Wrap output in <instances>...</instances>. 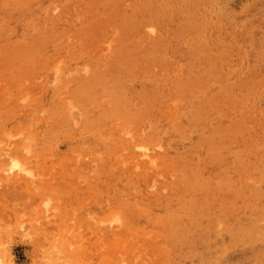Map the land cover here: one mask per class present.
<instances>
[{"label": "rangeland", "instance_id": "1", "mask_svg": "<svg viewBox=\"0 0 264 264\" xmlns=\"http://www.w3.org/2000/svg\"><path fill=\"white\" fill-rule=\"evenodd\" d=\"M102 4V7L94 9L95 14L93 16L87 18V22L97 19L94 24L92 38H88L91 40L81 42L82 44L79 42L80 45L78 41H72L73 43H71V40H69L71 44H74V46L72 45V49H74L68 51L71 54L67 51L64 52L62 49V47L65 49L63 43L66 42L69 45L68 41L59 44L48 41L49 44L42 47V50H35L30 53L31 55L20 58L22 61L11 63H6V60L0 61V146L4 144H1L3 141L5 142L4 145L11 143L9 141L10 138L14 139L13 145L11 144L12 147L15 144H23L22 141H24L23 145L27 146L25 143L29 142L27 136V141L26 139L17 140V137L21 138L22 134L25 135L30 130L29 132L31 133L27 135L32 138L33 141H30L34 143L29 142L31 145L28 144V146L30 145L31 148L36 144L35 147L38 148L37 150H35L36 148L33 149V147L30 149L31 151L33 149L32 153L35 155L32 158L28 156L32 155L29 154L31 152L29 147L22 146L23 150L20 149L21 152L23 151L22 154H24V150L28 153L27 156L22 155V159L25 156V159L30 157L29 160L26 159L27 161L24 159V163H29L25 166L26 168L31 166L32 170L30 168L28 170L32 172L24 173L29 178L33 177V182L29 181L28 178L23 179L22 175L24 173L21 172H19L21 176L17 174L20 177L19 182L16 170L13 172L9 170L15 174V177L9 171L7 173L8 168L6 169L4 166L9 164L8 160L4 166H1L4 157L0 160L1 264H61V262L63 263L61 261L63 260L61 253L69 250L70 253L73 252L74 254L71 255L66 252V258L63 253L64 264H67V259H70L68 261L70 264L73 262V264H101L105 255L107 256V251L109 252L111 249L112 253V248L116 244L118 247H114L113 256L109 254L111 258L118 260L116 256H120L125 249L127 255L129 251V254L135 257L136 255L133 254L135 250L130 252L129 248L135 247L134 245L136 244L141 248L145 242L141 249L136 246L138 250L135 251L139 252L140 256H142L141 259L144 260H139V255L135 257L136 262L129 255L126 258H133L135 263L139 261L140 264H175L170 259L171 253H174L176 256L180 254L182 259L185 257L184 261H177L176 264H194L192 261L194 252H187L189 245H186L187 241L182 240L180 236L189 234L191 232H185L192 230L193 236L196 235V237L204 239L212 238L214 240L217 237L215 228L224 226L221 218L218 217L220 215L219 208H241L239 211H245L248 205L246 196L250 191L249 183H254V181L250 178L240 184L242 167H238L233 162L232 180L235 186H239L243 190L240 193H236L228 184L225 188L218 186L219 179H213V177L221 176L222 172L215 168H210L208 176L206 175L209 182L213 183L212 185L193 184L192 186L189 183V180L194 175L187 168L188 166L180 164L178 158L181 160L187 158L188 160L195 159L193 152L197 149V141L201 138L202 133L201 131L190 130L191 125L186 124L188 119L195 118L200 126V118L189 117L186 114V110L182 116L180 111L189 110L193 103L195 107L202 110L203 108L200 107L203 101H206V98L209 100L214 98L218 93L226 98H229V95L232 98L236 96L238 99L239 95L243 94L249 86L264 84V0H107ZM116 13L118 14L115 17L119 16L120 20L114 23L112 18ZM107 14L109 20L107 19ZM132 20L138 22L136 31H134L131 24ZM12 22L15 23V21ZM12 22L9 20L7 26H14L15 24ZM22 31L23 28L18 26V33H15L17 36L13 32L9 33L8 30L5 33L2 30L0 34L5 37L6 43H11L21 35ZM8 36L10 37L8 38ZM110 40L113 42L110 43ZM109 43L110 45L113 44L111 45L113 47L111 52L109 49L112 47H110ZM77 47L80 50L78 49L77 51ZM106 50H109V52ZM105 51L106 54H104ZM77 53L79 54L78 56L75 55ZM62 64H65L63 66L65 67L63 68V74L61 73ZM60 76L61 78L59 79ZM82 78H84V82L81 81ZM88 79H90L89 82L87 81ZM93 79L94 81L96 80L95 83L92 82ZM54 82L56 83L55 85L51 84ZM87 84L88 88L86 87ZM56 85L60 86H57L56 89L54 88ZM69 86L72 87L68 89L67 87ZM246 86L247 88H245ZM54 90L56 92H53ZM206 94L211 98L206 97ZM236 98L234 99L236 100ZM74 100L79 103H75ZM262 102L264 104V99ZM60 110H63V112ZM56 111H59L58 117L57 113H55ZM218 112L220 113L216 115L228 121V125L236 119L240 122V126L243 124L244 128L247 129L250 126L248 120L238 112H235L237 115L234 113L232 116H225L224 114H227V111L225 110L224 112L223 107H220ZM178 117L184 118V124H181L184 127V132L180 130L181 128H178L179 123L175 124L179 120ZM78 118H80V121ZM243 118L244 120H241ZM247 124L249 125L247 126ZM69 130L76 132L69 135L67 133ZM8 131L10 133L13 132L15 136L13 134L10 137L6 135ZM43 132L47 135H44L43 138L41 134L38 141L39 137L37 138L35 135L37 136ZM240 134L241 132L236 130L235 134L227 137L228 141L224 151L230 159L232 158V153L236 157L235 144L236 139L238 137L240 139ZM141 136H143V139ZM8 137L9 140H7ZM35 138H37L36 142ZM42 138L44 141L47 140V143ZM2 139L3 141L1 142ZM139 141L143 144L145 142L144 146L147 144L148 148L141 150L148 151V154L150 153L152 156L142 155L141 157L143 158L139 156L136 158L137 153L141 151L138 145L135 148L133 143ZM132 146L139 151L137 152ZM43 148L48 150L50 155H42L45 151ZM39 150L43 152L40 153ZM51 150L56 154L50 152ZM161 151H163V154H161ZM0 155L2 154L0 153ZM49 156L53 158L46 159ZM148 156L154 158L150 159L151 157L149 158ZM121 157L123 162L126 161L128 163H123ZM5 159L6 157L3 159L4 162ZM30 159L34 163L32 162L31 164ZM35 159L37 161L36 164H38L36 165L37 167H35ZM135 159L136 161L139 159V163L134 165ZM164 159L165 161H162ZM61 160L65 163L61 162ZM82 161L86 162L87 166L84 167V162ZM171 161L173 162L171 163ZM57 162L58 164L63 163L61 167H59ZM66 164H69V166ZM91 164L94 166L96 164L95 170ZM49 165L50 167L57 165V167H52V170L50 169V171H53L51 174L47 173L49 172ZM39 166L40 170L43 167L41 171L38 169ZM4 168L6 172L3 171L5 170ZM53 169L57 172H54ZM3 172L10 174L9 177L12 176L9 178ZM256 178L259 179L260 177L256 176ZM26 180L28 183L31 182V185L28 184V186L33 185L35 188L31 187V190L27 186ZM210 186L216 192L214 198L208 197V187ZM243 187L244 189H242ZM139 189L141 190L140 192ZM108 190L120 200L128 196L129 192L133 190L140 194L146 192L155 195L157 199L155 205L159 211L156 214L155 223L157 224H153L155 227L149 226L142 217L132 216L130 210H128L129 214L123 211H115L113 198L104 199V201L107 200L105 201L107 202L106 206H99L100 204L103 205L102 203L95 204L100 209L106 207L108 210L105 211L103 209V213L98 218L97 211L91 207L93 211L90 208L88 209V203H91V200L95 203L96 192L102 195L106 194ZM188 190H192L194 197L196 196L204 201L208 198L213 200H207L208 208L205 211L195 214H208L209 219L206 215H204L205 217L188 218L187 214L179 211L188 201V195L186 194ZM101 192L102 194H100ZM232 192L235 193L233 194ZM252 197L253 195H251ZM16 198L20 200L19 203L15 200ZM44 199L49 201L48 205L44 203ZM233 199L238 200L232 203ZM47 200L46 202H48ZM98 200H100V196ZM12 201H16V203ZM248 203V209L259 210L260 202L256 205L250 204L248 200ZM144 204L142 202L141 206H144ZM38 205L50 206L48 208L50 211L46 207L45 210L44 207ZM91 205L93 206L94 204L92 203ZM196 206H200L199 201L189 202V208H195ZM55 207L60 211L56 210ZM43 208L46 211L45 213ZM33 211L34 214L32 213ZM48 212L51 215H48ZM113 213L116 215H113ZM174 213H179L183 217L174 216ZM17 214L19 217L16 216ZM41 215L46 216L40 217ZM38 216L40 219L34 220L38 219ZM241 219L245 220V215ZM123 223L125 227L131 226L130 224L133 223L138 227V230L135 231L141 232H136V234L132 230L130 231L128 227L125 228L126 231L128 229V235L133 232L136 237V240L132 238L131 240L127 233H125L126 236L116 230L119 237L116 236L118 239L113 237L114 239H111L113 243L125 239V236L128 237L126 238V240H129L128 242L126 241L128 244L134 243L133 241L137 242L138 234L142 235V239L133 244L132 247H129L130 245L125 242V246L129 247L127 248L126 246L125 249L120 248L124 247V242H119L123 246L115 242V245L111 247L113 244L109 241L111 245L108 243L107 246L111 248L109 249L108 247V250L105 247L107 241L103 243L105 245L103 248L105 247L107 251L99 250L103 244L99 248L98 245L101 243H98L97 239L100 240V235L96 230L101 229V226H106L105 228H107V226L111 227L112 225L114 229H118V226L121 225L122 230H124ZM193 223L195 224L194 228L190 227ZM114 224L120 225L115 226ZM92 225H95V231ZM105 228H102L103 233L101 236H104ZM121 228L119 231H122ZM149 228H155L157 231L153 230L154 233H149L152 232L146 231ZM172 231L176 233V240H174L175 243L170 245L171 236L168 233L173 234ZM177 231H181L180 236L177 235ZM158 233L159 235L161 234L160 236L164 235L163 239L161 237V244L155 241L156 243H154L153 247L150 245L152 247L151 251L146 246H149V244L145 240L146 236L144 237L143 235L147 234V236L149 235L148 238H153L155 235L159 237ZM65 240L69 243H67L68 246H65ZM96 241L97 243H95ZM151 241L153 242L154 240L151 239ZM57 242L60 247L56 244ZM149 243L152 244L151 242ZM161 247L164 249L166 247L165 253ZM63 248L66 249L63 250ZM147 248L149 251L146 252ZM241 248H235L229 253L227 264H243L244 260L252 255L250 248L240 250ZM52 249L55 250L53 251ZM115 249L117 251L120 250V253L116 254ZM193 249L198 250V248ZM167 251L168 254L166 253ZM1 252H6V255ZM124 254H121L122 257L117 263L121 262V259H123L121 264L129 263V261L128 263L125 262L127 259ZM161 255L165 258L159 259V263L158 257ZM186 257L192 260L185 262ZM57 260L58 262H56Z\"/></svg>", "mask_w": 264, "mask_h": 264}, {"label": "bare ground", "instance_id": "2", "mask_svg": "<svg viewBox=\"0 0 264 264\" xmlns=\"http://www.w3.org/2000/svg\"><path fill=\"white\" fill-rule=\"evenodd\" d=\"M105 1H107V0H0V33L2 32V30H3V32L5 33L7 30L9 31V33L10 32H13L14 34L15 33H18V26H21L22 28H23V31H22V33H21V35H19L18 36V38L17 39H15L14 41H12L11 43H6V40H5V37H3L1 34H0V61H2V60H6V63H11V62H14V61H22V60H20V58L22 59V58H24V57H27V56H29V55H31L30 53L31 52H33V51H35V50H42V47H44V46H46L47 44H49V42L48 41H53V42H56V43H63V42H65V41H68V43H69V45L66 43H63L64 45V47H65V49L62 47V49L64 50V52H68V51H70L71 49H72V45L74 46V44H71V43H73L72 41H78V43L80 42H85V41H90L91 39H88L89 37H91L92 38V33H93V29H94V24L96 23V21H97V19H92L91 20V22H87V18L88 17H91V16H93L94 14H95V12H94V9L96 8V9H98V8H100V7H102L103 6V4L102 3H104ZM128 4V3H127ZM132 4V3H131ZM114 5V4H113ZM144 5V4H143ZM126 6V5H125ZM148 7V6H147ZM122 8V7H121ZM125 9H126V7H124ZM129 9V8H128ZM123 11V10H122ZM117 14L118 13H116L114 16H113V18H112V21L115 23V22H118L120 19V17L118 16V17H115V16H117ZM99 16H101V15H99ZM102 16H103V14H102ZM99 18V17H98ZM107 19L109 20V16H108V14H107ZM15 21V23L14 22H12L13 24H15L14 26H7L8 25V21ZM102 20V19H101ZM98 21H99V19H98ZM101 22V21H100ZM131 24H132V26H133V29H134V31H136L137 30V28H138V22L137 21H135V20H132L131 21ZM111 29V28H110ZM153 29V28H152ZM151 29V30H152ZM148 30V29H147ZM150 30V31H151ZM110 31V30H109ZM113 32H115V31H113ZM152 32V31H151ZM106 35H107V33H105ZM116 34V33H115ZM147 34V33H146ZM16 35V34H15ZM112 35V34H111ZM17 36V35H16ZM103 36V35H102ZM115 36V35H114ZM10 36H8V38H9ZM137 37V36H136ZM15 38V37H14ZM121 38V37H120ZM100 39H101V37H100ZM122 39V38H121ZM127 39H129V38H127ZM133 39V38H132ZM69 40H71V43L69 42ZM98 40V39H97ZM96 40V41H97ZM116 40V39H115ZM134 41V40H133ZM136 41V40H135ZM138 41V40H137ZM99 42V41H98ZM107 42H109V41H107ZM113 41H111L110 40V43H112ZM130 42V41H129ZM77 43V42H76ZM80 43H79V45H80ZM81 43V44H82ZM89 43V42H88ZM101 43V42H100ZM110 43H109V45H110ZM84 45V44H83ZM102 45H104V44H102ZM111 45H113V44H111ZM110 45V47H112ZM115 45V44H114ZM125 45H127L126 43H125ZM70 46V47H69ZM78 46V45H77ZM76 47V46H75ZM81 48V47H80ZM103 48H104V46H103ZM126 48V47H125ZM74 49V48H73ZM72 49V50H73ZM78 47H77V51H78ZM82 49V48H81ZM85 49V48H84ZM105 49V48H104ZM113 49V47L112 48H110L109 50H110V52H111V50ZM71 50V51H72ZM76 50V49H75ZM74 50V51H75ZM80 50V49H79ZM109 50H106L107 52H109ZM103 51V50H102ZM102 51H101V53H102ZM106 51H105V53L104 54H106ZM68 53H70L71 54V52H68ZM67 53V54H68ZM65 55V54H64ZM76 56H78L79 54L77 53V54H75ZM81 55V54H80ZM85 56V55H84ZM86 56L88 57V55L86 54ZM1 57H3V58H1ZM86 60V59H85ZM84 60V61H85ZM60 62V61H59ZM62 62V61H61ZM21 64V63H20ZM58 64V63H57ZM23 65V64H22ZM65 64H62V71H61V73L63 74V68H65V67H63ZM56 67V66H55ZM54 67V68H55ZM7 69V68H6ZM9 69V68H8ZM55 70V69H54ZM89 70V69H88ZM87 70V71H88ZM52 71H53V69H52ZM54 72V71H53ZM52 72V73H53ZM55 73H56V70H55ZM55 73H54V75H55ZM61 74V75H62ZM78 75H79V73H77ZM87 74H90V73H87ZM57 75V74H56ZM58 75H60V74H58ZM74 75V74H73ZM84 75V74H83ZM52 76V75H51ZM76 76V75H75ZM81 76H82V74H81ZM87 76V75H86ZM85 76V77H86ZM56 77H58V76H56ZM68 77V76H67ZM52 78H53V76H52ZM61 78V76L59 77V79ZM62 78H63V76H62ZM264 78V77H263ZM54 79L56 80V78H55V76H54ZM59 79H57L59 82H60V80ZM83 79L84 78H82L81 79V81H83ZM51 80V79H50ZM54 80V81H55ZM64 80H67V79H64ZM70 80V79H69ZM89 80L90 79H88L87 81L89 82ZM50 82V81H49ZM76 82V81H75ZM84 82V81H83ZM93 83H95L96 82V80L94 81V79H93V81H92ZM91 82V83H92ZM47 83H48V80H47ZM46 83V84H47ZM56 83H57V81H56ZM55 82L54 83H51V84H56ZM98 83V82H97ZM65 84V83H64ZM99 84V83H98ZM134 84V83H133ZM68 85V84H67ZM80 85H81V83H80ZM135 85V84H134ZM44 86V85H43ZM47 86V85H46ZM57 86H60V85H56L54 88H56L57 89ZM72 87V86H71ZM70 86L69 87H67L68 89H70L71 88ZM86 87L88 88L89 86H88V84L86 85ZM81 88V87H80ZM245 88H247V86L245 87ZM232 89H233V87H232ZM239 89V88H238ZM94 91V90H93ZM206 91V90H205ZM234 91V90H233ZM240 91H241V89H240ZM53 92H56L55 90L53 91ZM236 92V91H235ZM73 93V92H72ZM237 93V92H236ZM225 94V93H224ZM207 95V94H206ZM233 95V94H232ZM236 95V94H235ZM71 96V95H70ZM234 96V95H233ZM63 97H65V96H63ZM62 97V98H63ZM72 97V96H71ZM206 97H209L208 95L206 96ZM228 97L229 98H226L225 96H221V94L219 95V93L217 94V96H215L214 98H212V99H208V98H206V101H203V104H202V106L200 107V108H203L202 110L201 109H199V108H197V107H195V104L193 103V106H190V108H189V110H187V109H184V110H182V111H180V115H184L185 114V110L187 111L186 112V114L189 116V117H197V118H200V126L197 124V119H195V118H192V119H188L187 120V125H191V128H190V130H192V131H201V133H202V135H201V138L200 139H198V141H197V149L195 150V152H193V155L195 156V159H191V160H188V158L187 159H184V160H181V159H179L178 158V160H179V162H180V164L181 165H186V166H188L187 168L188 169H190L191 171H192V173H193V178H191L190 180H189V183L190 184H192V186H193V184H202L203 186L204 185H212L213 183H210L209 182V180L207 179L208 177V172H209V170H210V168H215V169H219V171L220 172H222V174H221V176L220 175H218V176H215V177H213V179H215V178H217V179H219L218 180V186H223L224 188H225V186H227V184L229 185V187H232L233 189H234V191L236 192V193H240V192H242L243 190H241L240 188H239V186H235L234 185V182H233V180H232V173H233V170H232V162L233 163H235L238 167H242V170H241V172H240V184H243L244 182H246L248 179H253V181H254V183H249V193H247L248 195L246 196V203L248 204L247 206H246V209H245V211H239L240 209H237V208H227V207H224V208H219L220 210V215L218 216V217H220L221 218V220H222V222L224 223H221V224H223L224 226L222 227V228H215L217 231H215V233H217V237H216V239H214V240H212V238H209V239H204V238H202V237H196V235L195 236H193V232H192V230H187L185 233H188V232H191V233H189V234H186V235H184V236H180L179 234L181 233V231H177V235L178 236H180L181 238H182V240H186L187 241V244L186 245H189V248H188V253H191V252H194L193 254H194V256H193V260L192 259H190V260H192L193 261V263L194 264H225L226 263V261L228 260V255H229V253L232 251V250H234L235 248H239V247H242L240 250H244L245 248H250L251 249V251H252V255L251 256H249V257H247L245 260H244V262H243V264H264V104H263V99H264V84H253L252 86H249V88H247L246 89V91H244V93L242 94H240L239 95V97H238V99L236 98V96L234 97V98H236V100L234 99V98H232L231 96H229L228 95ZM209 98H211V97H209ZM68 99V98H67ZM230 99V100H229ZM69 100V99H68ZM65 101V100H64ZM75 101V100H74ZM236 101V102H235ZM60 102V101H59ZM66 102V101H65ZM70 102V101H69ZM75 103H79L78 101H75ZM59 104V103H58ZM62 104V103H61ZM70 104H71V102H70ZM63 105V104H62ZM62 105H60V106H62ZM67 105V104H66ZM65 105V106H66ZM188 105V104H187ZM216 106H217V109L215 110V108H216ZM63 107V106H62ZM68 107V106H67ZM220 107H223L224 108V112H225V110L227 111V114L225 113L224 115L225 116H232L235 112H238L241 116H243L246 120H248V123L250 124V126L248 127V129L247 128H244V125L242 124L241 126H240V122H238L236 119H234L233 121H231L230 123H229V125H228V121H225V120H223V119H221L218 115H216V114H219L220 112H218V110L220 109ZM60 108V107H59ZM187 108V107H186ZM179 109V108H178ZM55 110V109H54ZM59 110V109H58ZM67 110V109H66ZM60 111H62L63 112V110H60ZM43 112H44V110H43ZM58 112L59 111H56L55 113H57V117H58ZM218 112V113H217ZM73 113V112H72ZM44 114V113H43ZM236 115H237V113H235ZM61 116H62V114H61ZM224 116V117H225ZM63 117V116H62ZM27 118H28V116H27ZM226 118V117H225ZM244 118L243 119H241V120H244ZM33 119H35V118H33ZM37 119V118H36ZM63 119V118H62ZM73 119H74V117H73ZM80 118H78V120H79ZM178 121L177 122H175V124H177V123H179V127L178 128H181L180 130H183L184 129V127L183 126H181V124H184V118L183 117H178ZM27 120V119H26ZM75 120V119H74ZM80 121V120H79ZM75 122V121H74ZM244 122V121H243ZM246 122V121H245ZM73 123V122H72ZM57 124V123H56ZM75 124V123H74ZM245 124V123H244ZM249 124H247V126L249 125ZM233 126V127H232ZM75 127H77L76 125H75ZM70 128V127H69ZM72 129V128H71ZM52 130H54V129H52ZM88 130H90V129H88ZM92 130V129H91ZM236 130L239 132H241V134H240V139H239V137L236 139V149L234 150L235 151V153H236V157H235V155L232 153V158L230 159V157L225 153V151H224V148H225V146L227 145L226 143H227V137H230L232 134H235L236 133ZM30 131V130H29ZM27 132V134L29 133H31V132ZM87 131V130H86ZM73 131H71V130H69V131H67V133L69 134V135H72V134H74V132H76V131H74L73 133H72ZM90 132H92V131H90ZM183 132H184V130H183ZM7 133V132H6ZM25 133V132H24ZM12 134H13V132L12 133H10L9 131H8V134H6V135H9V137L10 136H12ZM19 134V133H18ZM26 133H25V135H23V138H22V135H21V138L20 137H17V135H16V137L18 138H16L17 140H20V141H22V140H24V139H26V136L28 137V140H29V142H31V141H33L32 140V138L29 136V135H27ZM41 134H42V137L44 136V135H47V134H45L44 132L43 133H40L39 135H35V137H41ZM57 134V133H56ZM55 134V135H56ZM91 134V133H90ZM239 134V133H238ZM14 136H15V134H13ZM59 135H60V133H59ZM66 135V134H65ZM138 135H139V133H138ZM14 136H13V138H14ZM19 136V135H18ZM25 136V137H24ZM73 136H75V135H73ZM80 136V135H79ZM86 136V135H85ZM140 136V135H139ZM238 136V135H237ZM236 136V137H237ZM9 137L7 138V140H9ZM31 139H30V138ZM40 137L37 139V138H35V142H36V139L39 141V139H40ZM47 137V136H46ZM45 137V138H46ZM69 138H70V136H68ZM76 137V136H75ZM44 138V137H43ZM43 138H42V140H43ZM74 138V137H73ZM77 138V137H76ZM137 138V137H136ZM139 138V137H138ZM141 138L143 139V136H141ZM195 138V137H194ZM234 138V137H233ZM5 139V138H4ZM12 138H10V140L9 141H11V143L9 142V144H6V145H4L5 144V142L3 141V139L1 140V144H3L2 146H0V153L2 154V155H0V160H1V158L2 157H6V159H5V162H4V158L2 159V162L3 163H1V166H4V164H6L7 163V160H8V162H9V167H8V165L6 166H4L6 169H7V173H8V171L9 170H11L12 172L13 171H15L16 170V175L17 174H19V172H21V173H24V172H26V173H30V172H32V171H30L29 172V168L31 167H29V168H26V166L25 165H27V164H29L28 162H26V164L24 163V159H25V157L28 155V153H26V150H24L25 152H24V154H22V152L20 151V149L21 150H23V147H29V150L33 147V149L34 148H36L35 150H37L38 148L37 147H35V145L34 146H32L31 148H30V143L28 142H25L26 143V145L27 146H24L23 144H24V141H22L23 142V144H21V143H19L16 139V142H18L20 145H18V144H15V145H17V146H13L12 147V145H13V140L14 139H12ZM59 139V138H58ZM6 140V139H5ZM31 140V141H30ZM57 140V139H56ZM60 140V139H59ZM137 140V139H136ZM230 140V139H229ZM233 140H235V139H233ZM26 141H27V139H26ZM44 141V140H43ZM47 140H45L44 142H46ZM133 141V140H132ZM50 142V141H49ZM54 142V141H53ZM56 142H58V141H56ZM140 142V141H139ZM139 142H137V143H133V145H134V147L135 146H137L138 145V147L140 148V151L141 152H139V153H137V157L136 158H138V156L140 157V158H143V157H141L142 155L143 156H147V155H151L152 156V154H148V151H144L145 149H148L147 148V144H146V146H144L145 145V142H144V144L143 143H139ZM7 143V142H6ZM32 144L34 143V142H31ZM47 143V142H46ZM234 143H235V141H234ZM12 144V145H11ZM28 144H30L29 146H28ZM89 144V143H88ZM130 144H132V143H130ZM136 144V145H135ZM58 145V144H57ZM23 146V147H22ZM89 146V145H88ZM233 146V145H232ZM42 147H46V146H42ZM41 147V148H42ZM50 147V146H49ZM52 147V146H51ZM133 147V146H132ZM133 147V148H134ZM40 148V149H41ZM48 148V147H47ZM46 148V149H47ZM136 148V147H135ZM134 148V149H135ZM139 148H137V149H139ZM16 149V150H15ZM33 149H32V151H33ZM44 149V148H43ZM91 149V148H90ZM141 149H144V150H141ZM232 149V148H231ZM234 149V148H233ZM45 150V149H44ZM131 150V149H130ZM136 150V149H135ZM134 150V151H135ZM194 150V149H193ZM193 150H191V151H193ZM226 150H229V149H226ZM31 151V150H30ZM32 151L31 152H29V154H32V155H28V156H30L31 158H32V156L34 155L33 153H32ZM58 151V150H57ZM132 151V150H131ZM137 152L139 151V150H136ZM39 152L41 153V152H43V151H40L39 150ZM38 152V153H39ZM48 152V153H47ZM50 152H52L53 154H56L53 150H51ZM127 152V151H126ZM133 152V151H132ZM231 152V151H230ZM26 153V154H25ZM37 153V152H36ZM39 153V154H40ZM165 153V152H164ZM45 154V156L46 155H50L49 154V151L48 150H45L44 151V153L42 154V155H44ZM139 154V155H138ZM161 154H163V151H161ZM167 154V153H166ZM22 155H26L25 157H24V159H22L21 158V156ZM59 155V154H58ZM165 155V154H164ZM230 155V154H229ZM35 156V155H34ZM40 156V155H39ZM53 156V155H52ZM49 156V157H47L46 159H52L53 157H55V156ZM93 156V155H92ZM96 156H99V155H96ZM150 156V157H151ZM163 156V155H162ZM166 156V155H165ZM169 156V155H168ZM184 156H186V155H184ZM184 156H182L183 158H184ZM190 156H192L191 154H190ZM23 157V156H22ZM29 157V158H30ZM38 157V156H37ZM36 157V158H37ZM59 157H60V155H59ZM149 157V156H148ZM149 157V158H150ZM154 157H155V154H154ZM153 157V158H154ZM181 157V158H182ZM189 157V156H188ZM29 158H26L27 160H29ZM34 158V157H33ZM42 158H43V156H42ZM87 158H89V157H87ZM94 158V157H93ZM135 158V157H134ZM152 157L150 158V159H153ZM167 158H169V157H167ZM25 159V160H26ZM62 159V158H61ZM77 159V158H76ZM26 160V161H27ZM31 160V159H30ZM34 160V159H33ZM63 160V159H62ZM61 160V162H63ZM89 160L91 161V159L89 158ZM94 160H96L95 158H94ZM169 160V159H168ZM84 161H85V159H84ZM84 161H82V162H84ZM89 161V162H90ZM97 161V160H96ZM121 161H122V157H121ZM162 161H165V159L164 160H162ZM170 161V160H169ZM32 162L34 163V161H32L31 160V164H32ZM36 159H35V167H37L36 165H38V164H36ZM41 162V161H40ZM123 162V161H122ZM135 162V163H134ZM133 163H134V165L135 164H138L139 163V159H137V161H136V159H135V161H134ZM173 161H171V163H172ZM175 162V161H174ZM63 163H65V162H63ZM63 163H61V164H63ZM92 163V162H91ZM100 163V162H99ZM123 163H128V162H123ZM140 163H141V160H140ZM166 163H167V161H166ZM165 163V164H166ZM57 164H58V162H57ZM61 164H58L59 165V167H61ZM83 164V163H82ZM93 164V163H92ZM91 164V165H92ZM98 164V163H97ZM55 165V164H54ZM66 165H68L69 166V164H66ZM84 167L85 166H87V163L86 162H84ZM67 166V167H68ZM89 166H90V164H89ZM93 166V167H92ZM91 167L95 170L96 168H95V166H96V164H95V166L94 165H92ZM190 166V167H189ZM49 167H50V165H49ZM52 167H57V165L56 166H52ZM52 167H50L49 168V172H47V170H46V172L48 173V174H51L53 171H50V169L52 170ZM62 167H64V166H62ZM134 167V166H133ZM4 168V169H5ZM42 168L43 167H41V170H42ZM92 168H91V170H92ZM135 168V167H134ZM138 168H139V165H138ZM3 169V168H2ZM6 169L5 170H3V171H5L6 172ZM38 169L40 170V166L38 167ZM135 169H137V168H135ZM30 170H32L31 168H30ZM40 170V171H41ZM45 170V169H44ZM54 170V169H53ZM11 171H9V173L10 174H12L14 177H15V174L14 173H11ZM17 171H18V173H17ZM56 170H54V172H55ZM5 172H3L5 175L7 174V173H5ZM45 172V173H46ZM57 172V171H56ZM137 173V172H136ZM9 174V175H10ZM34 174V173H33ZM8 175V174H7ZM6 175V176H7ZM9 175H8V177H9ZM11 175V176H12ZM20 175V174H19ZM35 175V174H34ZM207 175V176H206ZM10 176V177H11ZM21 176V175H20ZM23 176V179H27L28 178V180L30 181H32L33 182V177H32V175H31V177L32 178H29L27 175H25V173H24V175H22ZM24 176H25V178H24ZM36 176V175H35ZM211 176V175H210ZM256 176H258V177H260L259 179H257L256 178ZM7 177V178H8ZM9 177V178H10ZM17 177H19L18 175H17ZM235 178V177H234ZM255 178H256V180H255ZM14 179V178H13ZM33 179V180H32ZM212 178H211V180H213ZM19 182H20V177H19ZM192 180H194L193 181V183H192ZM27 181V180H26ZM110 181V180H109ZM107 182V181H106ZM237 182V181H236ZM184 183H185V181H184ZM28 184L29 185H31V182L30 183H28V181H27V186H28ZM110 184H111V182H110ZM141 185V184H140ZM255 185H257V186H255ZM28 187H30V189L32 190V188L34 187L35 188V186H28ZM32 187V188H31ZM142 187V186H141ZM201 187V186H200ZM228 187V188H229ZM242 187V186H241ZM202 188V187H201ZM190 189H192V188H190ZM205 189V188H204ZM220 189V188H219ZM230 189V188H229ZM242 189H244V187L242 188ZM102 190V189H101ZM138 190V189H137ZM199 190V189H198ZM208 190H209V194H208V197L209 198H214L215 196V191H214V189L210 186V187H208ZM119 191H122V190H119ZM124 192H126L125 190H123ZM141 190L139 189V192H140ZM149 191V190H148ZM151 191V190H150ZM186 191V190H185ZM192 190H188V192H186V194L188 195V201L182 206V209L181 210H179V211H183L185 214H187L188 215V218H197V217H201V216H204V215H206V214H201V215H195V214H197L198 212H200V211H205L207 208H208V206H207V200L208 201H213L212 199H207L206 201H204V200H202V199H199V198H197L196 196L194 197L192 194H193V192H191ZM196 191H197V188H196ZM228 191V190H227ZM169 192V191H168ZM194 192H195V190H194ZM208 192V191H207ZM228 192H230V191H228ZM234 192V193H235ZM164 193V192H163ZM167 193V192H166ZM173 193V192H172ZM196 193V192H195ZM233 193V192H232ZM233 193V194H234ZM29 194V193H28ZM98 193L96 192V197H94V199H96L95 200V203L91 200V203L89 204L88 203V209L91 207L93 210H95V211H97V213L96 214H98V218L100 217L99 215H101L102 213H103V211L105 210H107L106 209V207L105 208H103V209H100V208H98V205H95L96 203H98V204H100V203H102L103 205H99V206H106L105 204H107V202H105V201H107V200H105L104 201V199H112L113 198V208H115V211H123L124 213H128V210H130V212H131V215L132 216H139V218L140 217H142V218H144L145 219V221L147 222V224L149 225V226H153V227H155L153 224H157V223H155L156 222V214H157V212H159L158 211V209H156V205H155V202L157 201V199H156V196L155 195H152V194H149V193H146V192H144L143 194H140V193H138V192H136V190H133V191H131V192H129V195L128 196H125L124 197V199H118V198H116L112 193H111V191L110 190H108V192L106 193V194H102V192L100 193V194H102V195H99L100 196V200H98L99 199V196L97 195ZM179 194V193H178ZM229 194V193H228ZM192 195V196H191ZM232 195V194H231ZM237 195V194H236ZM235 195V196H236ZM242 195V194H241ZM251 195H253V197L251 198ZM139 196H141L142 197V199H140V198H138ZM218 196V195H217ZM30 198V197H29ZM103 198V200L101 201V199ZM217 198V197H216ZM90 199V198H89ZM18 203H19V201L20 200H18V198H16L15 199ZM47 200V199H46ZM46 200L44 199V203L46 204V205H48V203H49V201L48 202H46ZM238 199H233L231 202L233 203V202H236ZM248 200H249V202H250V204H256L257 205V203L258 202H260V205H259V210L258 211H256V209L254 210L253 208H251V209H248V207H249V203H248ZM16 201L14 202V201H12L13 203H16ZM90 201V200H89ZM99 201H101V202H99ZM140 201H142L143 202V204H144V206H141V204H142V202H141V204H140ZM190 201H199L200 202V206L199 207H195V208H189V202ZM105 202V203H104ZM168 202V201H167ZM166 202V203H167ZM173 202H175V201H173ZM184 202V201H183ZM216 202V201H215ZM66 203V202H65ZM94 204L93 206H94V208H93V206L91 205V204ZM169 203V202H168ZM41 204V203H40ZM109 204V203H108ZM239 204H241V203H239ZM9 205V204H8ZM17 205V204H16ZM33 205H35V204H33ZM58 206H60L59 204H57ZM56 205V206H57ZM87 205V204H86ZM91 205V206H90ZM243 205V204H242ZM242 205H240V206H242ZM11 206H12V204H11ZM10 206V207H11ZM27 206V205H26ZM36 206H37V204H36ZM38 206H42V205H38ZM63 206V205H62ZM109 206V205H108ZM178 206V205H177ZM13 207V206H12ZM17 207V206H16ZM20 207V206H19ZM32 207H34V206H32ZM42 207H44V206H42ZM46 207V206H45ZM44 207V208H45ZM50 207V206H49ZM49 207H46L47 209L49 208ZM53 207V206H52ZM51 207V208H52ZM95 207H96V209H95ZM163 207V206H162ZM166 207V206H165ZM164 207V208H165ZM174 207V206H173ZM252 207V206H251ZM22 208V207H21ZM44 208H43V212L45 213L46 211V208H45V210H44ZM63 208H64V206H63ZM90 208V209H91ZM168 208V207H167ZM218 208V207H217ZM256 208V207H255ZM13 209V208H12ZM54 209V208H53ZM55 209H56V207H55ZM65 209H67V208H65ZM65 209H64V211H65ZM91 209V210H92ZM101 211H100V210ZM117 209V210H116ZM56 210H59V209H56ZM92 210V211H93ZM127 210V211H126ZM171 210V209H170ZM14 211H16V210H14ZM48 211H50L49 209H48ZM60 211V210H59ZM63 211V212H64ZM108 211V210H107ZM165 211V210H164ZM213 211V210H212ZM18 212V211H17ZM15 213V212H14ZM33 214H34V211L32 212ZM37 213V212H36ZM40 213V212H39ZM53 213V215L55 214L54 212H52ZM118 213V212H117ZM32 214V215H33ZM48 215H51V214H49V212L47 213ZM90 214V213H89ZM112 214V213H111ZM129 214V213H128ZM199 214V213H198ZM65 215V214H64ZM109 215V214H108ZM113 215H116L115 213H113ZM176 215H179V216H182L181 214H179V213H174V216H176ZM212 215V214H211ZM214 215H216L215 213H214ZM245 215V220H242L241 219V217L242 216H244ZM16 216H18L19 217V215L17 214ZM31 216V215H30ZM43 216H46V215H41L40 217H43ZM54 216H56V214L54 215ZM207 217H208V214L206 215ZM210 216V215H209ZM34 217V216H33ZM40 217L38 216V219H34V220H39L40 219ZM102 217V216H101ZM105 217V216H104ZM115 217V216H114ZM183 217V216H182ZM205 217V216H204ZM211 217V216H210ZM131 218V217H130ZM185 218V217H184ZM183 218V219H184ZM165 219H166V217H165ZM204 219V218H203ZM208 219H209V217H208ZM215 219H216V217H215ZM20 220V219H19ZM113 220V219H112ZM111 220V221H112ZM195 220V219H194ZM220 220V221H221ZM115 221V220H114ZM144 221V220H143ZM199 221H200V219H199ZM216 221H217V219H216ZM219 221V220H218ZM133 222V221H132ZM164 222V221H163ZM188 222H190L189 220H188ZM196 222H197V220H196ZM210 222V221H209ZM45 223H47L46 221H45ZM119 223V222H118ZM159 223V222H158ZM165 223V222H164ZM18 224V223H17ZM121 224V223H120ZM120 224H118V225H120ZM189 224V223H188ZM199 224V223H198ZM208 224V223H207ZM207 224H206V227H207ZM115 225V224H114ZM117 225V224H116ZM115 225V226H116ZM117 225V226H118ZM124 225V223L122 224V226ZM131 226H123L124 227V230L126 231V229L125 228H129L130 229V231L132 230L133 232H141V231H135V230H138V227L135 225V224H130ZM146 225V224H145ZM209 225V224H208ZM93 226V225H92ZM160 226V225H159ZM194 226H195V224L193 223L190 227H193L194 228ZM106 226H101V229L99 228L98 230H96L95 229V225L92 227L93 229H94V231L96 230V231H98L99 233V235L101 236V234L103 233L102 232V228H105ZM119 228L118 229H114V226L112 225L111 227L110 226H107V228H105L104 229V236H99V239L100 240H98L97 239V241H99L98 243H101V244H99L98 246H99V248H100V246L103 244V243H106L107 241V243L104 245H102L101 247L102 248H100L99 250H104V251H107L108 250V247H109V249L111 248V247H113L115 244V242L116 243H119V242H121L122 241V243L124 244V247H120V248H124L125 249V247L127 246H125V242L127 241H129L128 239L126 240V238H132L133 240H136V237L133 235V232H130V235H132V236H134V237H132V236H130V235H128V229H127V231L125 232L124 230H122V228H121V225L120 226H118ZM131 227H132V229H131ZM143 227H144V225H143ZM142 227V228H143ZM205 227V228H206ZM120 228H121V230L122 231H119L120 230ZM133 228H134V230H133ZM141 228V229H142ZM164 228V227H163ZM166 228H167V226H166ZM165 229V228H164ZM163 229V230H164ZM199 229V228H198ZM204 229V228H203ZM210 229H212V228H210ZM101 230V231H100ZM116 230H118V232L120 233V232H122V233H127V235H128V237H126L125 236V239H121L119 242H117V241H115L114 243H113V239L114 238H117V237H119V236H117V232H116ZM153 230H155V228L154 229H152V228H149L148 230H146V231H152V232H149V233H154L153 232ZM161 230V229H160ZM182 230V229H181ZM155 231H157V230H155ZM196 231H197V229H196ZM199 231V230H198ZM204 231V230H203ZM202 231V232H203ZM207 231H208V229H207ZM212 231H213V229H212ZM143 233V232H142ZM146 233V232H145ZM172 233L173 234H170V233H168L171 237V239L169 240V244L170 245H172L173 243H175V241L174 240H176V233H175V231H172ZM137 234V233H136ZM155 234H156V232H155ZM161 234H162V232H161ZM160 234V235H161ZM163 234H164V232H163ZM198 234V233H197ZM200 234V233H199ZM204 234V233H203ZM207 234V233H206ZM211 234H213V233H211ZM113 235V236H112ZM119 235H122V234H119ZM157 235V234H156ZM155 235V237H151V238H148L149 237V235L147 236V234H145V235H143L144 237H145V240L147 241V244H149V246L148 245H146L147 247H149V249L151 250V248L154 246V243H156V242H160V241H162V239H163V236L164 235H162V236H160L159 235V233H158V235H159V237L158 236H156ZM168 235V236H169ZM205 235V234H204ZM208 235H209V233H208ZM117 236V237H116ZM142 236V235H141ZM141 236L138 234V240H137V242L138 241H140L142 238H141ZM152 236V235H151ZM166 236H167V234H166ZM198 236V235H197ZM211 236V235H210ZM64 237H66V236H64ZM112 237V238H111ZM114 237V238H113ZM123 237H124V235H123ZM143 237V238H144ZM157 237V238H156ZM161 237H162V239H161ZM213 237V236H212ZM149 240H148V239ZM154 238H156V239H154ZM180 238V239H181ZM60 239H62V238H60ZM112 239V240H111ZM118 239V238H117ZM131 239V240H132ZM151 239L152 240H154L153 242L151 241ZM59 240V239H58ZM130 240V241H131ZM144 240V239H143ZM142 240V241H143ZM145 240H144V242H145ZM97 241L95 242V243H97ZM104 241V242H103ZM109 241H111L112 242V244L113 245H111L110 243H109ZM156 241V242H155ZM164 241V240H163ZM126 242V243H127ZM132 242V241H131ZM134 243H131V244H128V245H130L129 247H132L133 246V244H136L137 242L136 241H133ZM149 242H151L152 244H150ZM166 242V241H165ZM165 242H163V243H165ZM66 243V244H65ZM65 246H68L67 245V243L68 242H66V240H65ZM108 243L111 245V247L110 246H107L108 245ZM130 243V242H129ZM141 243H143V242H141ZM146 243V242H145ZM144 243V244H145ZM172 243V244H171ZM54 244H55V242H54ZM57 245H58V242L56 243ZM69 244V243H68ZM120 244V243H119ZM123 244H120V245H122L123 246ZM144 244H142V247L144 246ZM159 244H161V242L159 243ZM167 244V243H166ZM165 244V245H166ZM150 245H152V247L150 246ZM156 245V244H155ZM103 246H105L106 247V249H105V247L103 248ZM115 246H117V244L115 245ZM114 246V247H115ZM135 247L137 246L138 248H139V246H138V244H136V245H134ZM156 246H158V245H156ZM161 246V245H160ZM58 247H60L59 245H58ZM114 247L112 248L113 249V251H114ZM118 247V246H117ZM117 247H116V249H117ZM128 246H127V248H129ZM132 247V248H129V250H130V252H133V251H131V250H135V251H137L138 250V248L136 247ZM141 247V246H140ZM141 247V248H142ZM186 248H187V246H185ZM55 248V247H54ZM68 248V247H67ZM119 248V249H120ZM141 248H139V249H141ZM161 248H163V247H161ZM169 248V247H168ZM167 248V249H168ZM177 248V247H176ZM175 248V249H176ZM185 248V249H186ZM193 248H198V250H194ZM44 249V248H43ZM62 249V248H61ZM66 248H63V250H65ZM115 249V252H116V254H118V253H120L119 251L121 250L122 251V249H120L119 251H117ZM149 249L147 248V250H146V252L147 251H149ZM165 249H166V247H165ZM164 248H163V252L165 253V250ZM182 249H184V248H182ZM184 249V250H185ZM48 250V249H47ZM53 251L55 250V249H52ZM3 251H5V250H3ZM45 251H46V249H45ZM103 251V252H104ZM113 251H112V253H111V249H110V251L108 252L107 251V256L105 255V257H104V259H103V261H102V263L101 264H110V263H112V264H121L122 263V261H123V259H121V262H119V263H117L118 262V260L120 261V257H122L121 256V254H124V257L126 258V257H133L134 258V260H135V257L136 256H140V253L138 254L137 252H133V254L134 255H136L135 257L134 256H131L130 254H129V251H128V255H127V251H126V249H125V251H123L121 254H120V256L118 255V256H116V257H118V260H116V259H114V258H111V255L113 256ZM140 251V250H139ZM152 251V250H151ZM170 251V250H169ZM176 251V250H175ZM8 252V251H7ZM63 252V251H62ZM67 253H69V254H71V255H73L74 253L73 252H71L70 253V250L69 251H66ZM65 252V253H66ZM153 252H155V251H153ZM178 252V251H177ZM184 252V251H183ZM2 253V252H1ZM6 253V252H5ZM5 253H2V254H4V255H6ZM45 253V252H44ZM64 253V252H63ZM63 253H61V255H62V259L63 260H61V261H63V263L61 262V264H64V256H66V258H67V253H66V255H65V253H64V256H63ZM106 253V252H105ZM111 255H110V254ZM137 253V254H136ZM142 253V252H141ZM150 254H151V252H149ZM167 254H168V251L166 252ZM181 253V252H180ZM185 253V252H184ZM183 253V254H184ZM187 253V254H188ZM245 253V252H244ZM46 254H47V252H46ZM49 254H50V252H49ZM56 254H57V252H56ZM59 254V253H58ZM132 254V253H131ZM159 254H161V253H159ZM163 254V253H162ZM172 254V255H171ZM170 255V259H171V261L173 262V263H175L176 264V262L178 261V262H182V261H184V258L182 259L181 258V256H180V254H177V256L174 254V253H171ZM60 255V254H59ZM71 255H69L70 257H71ZM125 255H127V256H125ZM143 255V254H142ZM147 255H148V253H147ZM164 255V254H163ZM186 255V254H185ZM50 256V255H49ZM53 256V255H52ZM68 256V257H69ZM149 256V255H148ZM166 256V255H165ZM188 256H189V254H188ZM54 257V256H53ZM72 257H74V256H72ZM123 257V258H124ZM153 258H154V256H152ZM160 257V258H159ZM158 257V260L160 259H163V258H165V257H162V255L161 256H159ZM195 257V258H194ZM6 258V257H5ZM61 258V257H60ZM65 258V259H66ZM133 258H131V259H128V258H126L127 259V261L125 260V262H127L128 263V261H129V263L131 264L132 262V264H140V262L138 261L137 263H135L136 262V260H135V262H134V260H133ZM142 258V256H140V259L139 260H144V259H141ZM155 258H157V256H155ZM58 259H59V257H58ZM72 259V258H71ZM11 260V259H10ZM60 260V259H59ZM70 259H67V264H70V263H68V261H69ZM77 260H78V258H77ZM132 260V261H131ZM157 260V261H158ZM160 260H159V263H160ZM166 260V259H165ZM164 260V261H165ZM186 261L185 262H189L190 260H189V257H186V259H185ZM100 261V262H101ZM156 261V260H155ZM3 262V261H2ZM53 262H55L54 260H53ZM56 262H58V260L56 261ZM124 262V263H125ZM166 262V261H165ZM74 263V262H73ZM73 263H71V264H73ZM128 263V264H129ZM0 264H1V257H0ZM10 264V263H9ZM66 264V263H65ZM227 264V263H226Z\"/></svg>", "mask_w": 264, "mask_h": 264}]
</instances>
